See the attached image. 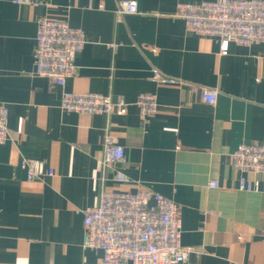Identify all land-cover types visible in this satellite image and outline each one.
<instances>
[{
  "label": "crops",
  "instance_id": "obj_1",
  "mask_svg": "<svg viewBox=\"0 0 264 264\" xmlns=\"http://www.w3.org/2000/svg\"><path fill=\"white\" fill-rule=\"evenodd\" d=\"M0 0V102L9 109L10 138L0 144V264H103L85 247L84 209L104 189L147 188L172 199L182 219L181 242L192 264H264V173L252 191L239 189L231 153L264 141V42L230 43L202 36L173 16L179 2L135 0ZM66 19L87 42L77 70L57 86L36 73L41 18ZM219 89L215 104L188 83H161L153 69ZM64 90L124 96V114L61 108ZM158 96L143 118L141 93ZM125 147V160L103 167L106 134ZM23 158L44 160L53 175L29 181ZM122 170L128 181H116ZM212 180L219 187L211 188Z\"/></svg>",
  "mask_w": 264,
  "mask_h": 264
},
{
  "label": "built area",
  "instance_id": "obj_2",
  "mask_svg": "<svg viewBox=\"0 0 264 264\" xmlns=\"http://www.w3.org/2000/svg\"><path fill=\"white\" fill-rule=\"evenodd\" d=\"M17 3L39 4L50 0H14ZM138 12L135 0H122L118 13ZM173 16L182 18L187 28L202 36L218 38L223 52L230 43L252 45L264 42V0H202L179 2ZM87 42L86 32L66 19L44 17L39 20L36 36V73L64 87L77 70L76 60ZM153 79L161 83H188L153 69ZM202 99L215 104L219 89L188 83ZM130 103L124 96L114 97L99 92L64 90L61 108L88 114H124ZM143 118L159 110L155 93H141L136 101ZM10 138L9 109L0 102V144ZM125 147L113 134H106L103 167L125 160ZM233 166L241 172L239 189L252 191L257 181L246 173H264V141L241 143L231 153ZM22 167L29 181L53 175L44 160L23 158ZM116 181L126 182L128 176L118 170ZM209 187H219L212 180ZM84 246L100 249L103 264H192L189 249L181 242L182 219L178 204L159 192L147 188L136 191L104 189L99 203L84 209Z\"/></svg>",
  "mask_w": 264,
  "mask_h": 264
}]
</instances>
